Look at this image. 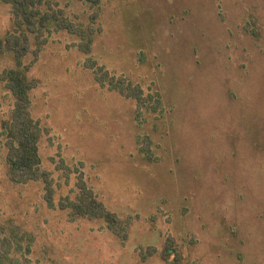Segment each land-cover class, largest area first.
<instances>
[{
    "label": "rangeland",
    "instance_id": "1",
    "mask_svg": "<svg viewBox=\"0 0 264 264\" xmlns=\"http://www.w3.org/2000/svg\"><path fill=\"white\" fill-rule=\"evenodd\" d=\"M47 1L75 29L50 24L23 60L49 190L9 182L0 137V264H168V244L181 264H264V0ZM11 24L0 3V37ZM12 107L0 80V124ZM80 185L119 235L60 208Z\"/></svg>",
    "mask_w": 264,
    "mask_h": 264
},
{
    "label": "trees",
    "instance_id": "2",
    "mask_svg": "<svg viewBox=\"0 0 264 264\" xmlns=\"http://www.w3.org/2000/svg\"><path fill=\"white\" fill-rule=\"evenodd\" d=\"M91 6H97L100 0H79ZM10 9L12 31L0 37V53L10 57L11 63L2 70L0 80L13 97V107L10 110L9 118L0 124V137L5 148L4 166L9 182L15 185L29 182H43L48 189V179L40 170V158L38 155V142L40 128L29 116L30 98L29 92L36 86L34 80L26 76L29 64L24 63V57L31 51L30 38L34 44L32 50L34 58L41 50L44 42L43 32L52 24L54 31L66 30L74 32L72 25L65 21L60 11H41L47 0H0ZM81 37L80 48L84 52L89 51L91 43V32L79 33ZM94 78L103 84L107 82L109 88H115L125 98H132L136 101L137 107L144 102L137 86H132L123 79L108 78L101 68H92ZM79 194L74 200H68L60 205L61 209H67L70 220L86 218L89 220H101L106 228L115 235H119L122 229L118 219L113 213L104 209L89 190L83 185L79 186ZM49 190V189H48ZM49 205L50 200H48ZM8 241L3 239L2 246ZM28 252V245L25 247ZM173 250V251H172ZM172 252L173 258L167 260ZM163 259L168 264H181L178 253L170 246L165 245Z\"/></svg>",
    "mask_w": 264,
    "mask_h": 264
}]
</instances>
